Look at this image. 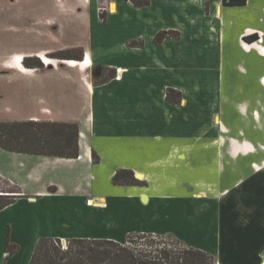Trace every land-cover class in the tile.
I'll list each match as a JSON object with an SVG mask.
<instances>
[{
	"label": "crops",
	"instance_id": "crops-1",
	"mask_svg": "<svg viewBox=\"0 0 264 264\" xmlns=\"http://www.w3.org/2000/svg\"><path fill=\"white\" fill-rule=\"evenodd\" d=\"M93 4L0 0V27L7 6L32 31L25 47L0 44V120L78 125L77 157L0 147V184L16 195L0 209V264H28L44 236L123 242L129 232L173 236L217 264H264V0H114L103 27ZM66 22L78 32L67 42ZM164 29L179 33L155 43ZM66 43L84 46L81 60L48 56ZM96 61L116 78L93 83ZM168 86L181 101L166 100ZM122 168L144 184L113 183ZM119 200L159 225L123 224Z\"/></svg>",
	"mask_w": 264,
	"mask_h": 264
},
{
	"label": "trees",
	"instance_id": "trees-1",
	"mask_svg": "<svg viewBox=\"0 0 264 264\" xmlns=\"http://www.w3.org/2000/svg\"><path fill=\"white\" fill-rule=\"evenodd\" d=\"M129 1L136 6L149 3V0ZM223 2L228 5H243L246 0H223ZM166 34L164 30L159 31L154 36V41L158 43ZM251 37H255V34ZM48 56L82 59V53L79 56H68L67 51L63 50L50 52ZM22 63L29 67L43 65L36 56H26ZM103 69L104 66L100 63L94 64L93 76L102 75ZM105 79L107 78L103 80ZM0 147L13 152L77 157L78 125L72 121L0 120ZM93 159L97 160L95 154ZM112 182L144 184L134 176L132 170L124 168L115 171ZM15 197L13 193H0V209L11 203ZM3 249L6 258L17 250V245L10 242L8 233ZM28 264H215V258L202 249L184 245L179 239L170 235L129 232L123 242L107 238L72 237L62 243L57 237H40Z\"/></svg>",
	"mask_w": 264,
	"mask_h": 264
},
{
	"label": "rangeland",
	"instance_id": "rangeland-1",
	"mask_svg": "<svg viewBox=\"0 0 264 264\" xmlns=\"http://www.w3.org/2000/svg\"><path fill=\"white\" fill-rule=\"evenodd\" d=\"M80 1L83 3L93 2L97 21L100 23V25L102 27L107 25L110 14L113 12L111 7H112L114 0H80ZM128 2L135 5L132 1L128 0ZM76 9L78 11V10H80V7L77 6L75 8V11H76ZM2 10H3L2 14L4 15V18L1 20L2 25L0 27V44H3L5 50L16 49L19 47H23L26 44H28V45L31 44L30 39L32 36V31L28 30L26 22L23 19V17H25V15L22 14L23 15L22 16L21 13L19 12L18 16L16 17V15H15L16 10L13 7L5 6V7H3ZM8 18H11V19H8ZM75 25L76 24H73V25L71 24V26H70L69 22H66V42H67V40L73 39L74 37H76L78 35L77 30H75V29L72 30V28ZM78 25L79 24L77 23V26ZM164 31L167 32L165 37H175L179 33L178 31H175L172 29H164ZM165 37H163V38H165ZM35 38L36 37H34V40H35ZM162 39L158 43H160L162 41ZM153 41H154V38H153ZM126 44L128 46L140 47L143 45V41L141 38L140 39L139 38L138 39H131ZM240 44L241 45L244 44L242 39L240 40ZM63 51H67L68 56H79V55H81V53L83 55L84 46L80 43H75V44L66 43V49H64ZM66 59H69V58H66ZM96 62L92 63L91 67L88 69V72H89L88 74L90 75V79L93 83H100V82L104 81L103 80L104 78L108 79L112 75H114V77L116 78V76L118 75L117 74L118 72L116 71V69L109 68L107 65H105L103 63H100L102 66H104V69L102 70V75H100V76L98 75L97 77H94L92 74L93 66H94V64H97V65L99 64L98 61H96ZM113 72H114V74H113ZM182 97H183L182 91L175 89V88H172L170 86H168L166 88V100L167 101L169 100L168 102H172V100H173L172 103L179 102V101H181ZM0 192H2V193H6V192L11 193L12 192L13 193L14 190L9 188V187L4 186V184H0ZM115 203L117 206V211L119 213V216H121L120 218L122 219L120 222H122L123 224H125V223L126 224L127 223L133 224L136 222V224H140V223L144 224L145 223L147 225L152 226V225H159V223L161 221L159 214L157 216H153L151 219H148V220H143L142 218H140V219L136 218V217H134L132 207L129 204H127L126 202H124V200H119ZM171 222H172V224L174 223V221H171ZM61 241H62V243L66 242V240L65 241L61 240ZM215 264H217V263H215Z\"/></svg>",
	"mask_w": 264,
	"mask_h": 264
},
{
	"label": "bare ground",
	"instance_id": "bare-ground-1",
	"mask_svg": "<svg viewBox=\"0 0 264 264\" xmlns=\"http://www.w3.org/2000/svg\"><path fill=\"white\" fill-rule=\"evenodd\" d=\"M16 58H18V59H19L20 57H19V56H18V57L16 56ZM70 62H72V61H70ZM83 62H84V61H83ZM83 62H82V63H83ZM90 203H91V201H90Z\"/></svg>",
	"mask_w": 264,
	"mask_h": 264
}]
</instances>
